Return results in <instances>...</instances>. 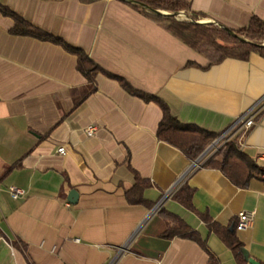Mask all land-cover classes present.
I'll return each mask as SVG.
<instances>
[{"label": "crops", "instance_id": "0c3cea01", "mask_svg": "<svg viewBox=\"0 0 264 264\" xmlns=\"http://www.w3.org/2000/svg\"><path fill=\"white\" fill-rule=\"evenodd\" d=\"M186 1L203 20L231 29L255 16L264 20V0ZM0 4L100 68L89 80L75 53L12 33L14 19L0 10V264H209L211 255L219 264H240L209 221L235 229L264 264V181L239 187L204 165L221 146L209 147L263 100L264 56L206 66L204 55L123 0ZM125 83L217 138L189 159L157 136L161 104ZM255 121L241 144L257 160L264 152L263 105ZM92 124L98 129L89 136ZM12 185L27 195L13 198ZM183 186L194 189L192 207L175 197ZM71 190L78 192L75 203ZM242 211H255V218L240 230ZM176 218L198 239L165 236Z\"/></svg>", "mask_w": 264, "mask_h": 264}, {"label": "trees", "instance_id": "16d2710c", "mask_svg": "<svg viewBox=\"0 0 264 264\" xmlns=\"http://www.w3.org/2000/svg\"><path fill=\"white\" fill-rule=\"evenodd\" d=\"M91 3L97 0H81ZM133 7L146 15L159 21L166 29L180 38L185 44L205 56L206 66L219 63L227 58L248 59L252 53L264 56V20L253 17L248 26L234 29L237 35L227 31V27L214 22H203L202 16L191 11L189 2L186 0H131ZM0 10L4 15L14 19L11 32L17 35H30L40 39L53 40L62 43L66 49L78 56V69L89 80H94L99 66L81 49L75 48L60 38L53 37L43 30L35 27L25 19L17 15L6 5L0 4ZM162 11L163 13H157ZM181 11L188 12L187 18H179ZM132 93L147 99H154L163 107V117L160 121L157 136L183 151L191 160H196L217 138V134L207 131L197 125L186 124L178 120L170 108L158 97L147 96L132 89L125 83ZM220 156V158H218ZM205 166L221 169L225 175L237 186L247 187L252 178H260L264 173V164L249 157L242 149L240 137L236 136L227 141L218 150L217 156L209 158ZM194 189L183 186L175 195L183 204L192 207ZM142 198L137 199L140 201ZM176 224L170 226L165 236H187L198 239L196 231L191 230L186 223L176 218ZM209 227L215 231L235 252L240 264H246L241 251L243 242L236 235V231L229 227H222L215 222L209 221ZM236 228V226H235ZM209 264H219L218 260L211 255Z\"/></svg>", "mask_w": 264, "mask_h": 264}, {"label": "built area", "instance_id": "2783aa9c", "mask_svg": "<svg viewBox=\"0 0 264 264\" xmlns=\"http://www.w3.org/2000/svg\"><path fill=\"white\" fill-rule=\"evenodd\" d=\"M202 21L206 22L207 20H202ZM262 105L264 107V98L255 107L243 113L242 115L238 116L233 122V124L227 129V131H225L218 138V140L214 144H212L209 148L210 149L215 148V146L219 144L220 146H223L227 141L233 139L236 136L240 137V142H241L242 137H244L247 133H249L251 129L256 125L255 115L258 111V108L260 106L262 107ZM97 129H98L97 125L94 124L89 125L86 128V133L89 136H93L96 133ZM58 152L61 154H65L66 153L65 147L64 146L59 147ZM257 161H259L261 164H264V152L258 156ZM261 175L264 177V173ZM176 187L177 185H175V187L170 189V191H168L166 195H164V197L157 203L156 208H159L162 205L164 200L176 190ZM9 192L13 198H21L27 195V191L25 189L14 185L9 187ZM254 218H255V211H242L241 213H239V221L236 227L240 230L246 229L252 224Z\"/></svg>", "mask_w": 264, "mask_h": 264}, {"label": "water", "instance_id": "95a60500", "mask_svg": "<svg viewBox=\"0 0 264 264\" xmlns=\"http://www.w3.org/2000/svg\"><path fill=\"white\" fill-rule=\"evenodd\" d=\"M123 1L132 2L131 0H123ZM156 12H157V13H163L162 11H156ZM226 29H227V31H229L232 35H237V34L235 33L234 29H231V28H229V27H227ZM77 198H78V192H77L76 190H71V192H70V194H69V201L75 203L76 200H77ZM241 251H242V253H243V255H244L245 260L248 261L250 264H261L260 261H258L257 259H255L254 257H252V256L250 255V252H249V250H248L247 248L242 247V248H241Z\"/></svg>", "mask_w": 264, "mask_h": 264}, {"label": "rangeland", "instance_id": "374dc122", "mask_svg": "<svg viewBox=\"0 0 264 264\" xmlns=\"http://www.w3.org/2000/svg\"><path fill=\"white\" fill-rule=\"evenodd\" d=\"M187 16H188V12H186V11H181V13H180V15H179V18H187Z\"/></svg>", "mask_w": 264, "mask_h": 264}]
</instances>
